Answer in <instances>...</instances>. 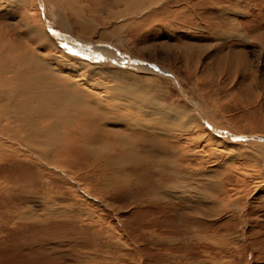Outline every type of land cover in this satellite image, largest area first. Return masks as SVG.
Listing matches in <instances>:
<instances>
[{
  "label": "rangeland",
  "instance_id": "374dc122",
  "mask_svg": "<svg viewBox=\"0 0 264 264\" xmlns=\"http://www.w3.org/2000/svg\"><path fill=\"white\" fill-rule=\"evenodd\" d=\"M79 2L90 21L87 35L66 4L0 0V38L13 53L45 55L55 62L60 56L50 39L71 62L132 72L135 83L128 77L126 84L173 117L149 118L150 130L157 126L163 131L159 138L133 131L141 138L151 135L137 150L147 156L156 153V162L157 155L158 160L164 155L148 144L156 141L161 148L164 143L166 157L173 149L181 154L178 167L187 178H160L156 171L144 170L147 162L140 158L135 173L140 180L125 179L132 186L123 188L120 175L131 172L135 162L119 163L123 168L115 176L110 172L118 163H112L105 176L99 175L101 156L112 153L102 144L96 148L101 161L82 152L79 163L67 166L65 155L54 166L67 177L53 173L54 179L43 181L31 154L20 150L7 155L0 159V182L8 185L0 189V264H264V179L259 178L264 177V163L239 155L245 147L264 148V0H165L122 20L98 6L92 12L91 0ZM148 2L140 3L145 7ZM123 4L102 2L116 12ZM46 22L81 43L62 46ZM123 23L117 37L122 45L111 39L110 31ZM112 48L130 56L132 63ZM116 80L96 75L90 82L100 83L95 87L102 93L106 83ZM122 111L123 120L131 118L133 109ZM175 111L185 118L193 114L195 121L189 119L180 128L172 123L181 116ZM113 114L119 116L118 111ZM105 119L103 127L121 129L120 122ZM227 151L233 156L226 162ZM218 200L238 206L217 209Z\"/></svg>",
  "mask_w": 264,
  "mask_h": 264
},
{
  "label": "bare ground",
  "instance_id": "6f19581e",
  "mask_svg": "<svg viewBox=\"0 0 264 264\" xmlns=\"http://www.w3.org/2000/svg\"><path fill=\"white\" fill-rule=\"evenodd\" d=\"M91 1L95 2L90 7L92 12H95L98 8L103 11L107 10L110 12V15H113L112 18L122 20L123 18H127V16H133L136 10L137 12L143 11L144 13L149 8L154 7L165 0H149L148 5L145 7H143L142 3H140L141 0H137L136 2L135 0H133L134 2H131L130 0H111L113 3H124L122 9L117 12L111 10L108 6L102 5V2H107V0ZM97 1L99 3H97ZM52 2L59 5L66 4L70 11H72L75 15L77 23L80 25L79 27L81 33L86 35L89 34L90 21H87L88 19L83 16V7L80 5L79 0H52ZM97 6L98 8H96ZM62 12L60 15H63ZM232 24L237 25V22L234 21ZM124 26V23L116 25L110 31V36L112 37L111 39H115L118 44L122 43L120 41L121 39H118L117 37L120 36V31H122ZM38 28L39 34L46 38L43 28ZM103 33L100 32L101 39ZM115 34H117V36H115ZM63 41L64 42H60L62 46L64 44L67 47L68 45L74 46L78 44V42H75L73 37L69 35L66 37L64 36ZM49 44L52 45L54 50L57 51L60 56V59L56 60L58 63L56 61H48V57L45 55L33 56L31 53H29L31 55H23V52L13 53V48H11L8 43L3 42L2 38H0V159L6 158L7 155H18L20 150L23 151L22 153L28 152L33 156L32 158H35L34 162L38 164L37 166L39 168L37 169V176L41 177V181H43V177H45V179H54L55 177L52 175L53 173L54 175L56 174V177L62 174L65 178L67 176H65L60 169L54 166L57 163L60 164L62 160L61 157H64L65 155L68 157L66 159L67 162L65 161V163L68 164L67 166L70 164L74 166L79 163L80 159L78 160L77 157L82 158V152H84L83 155L86 153L87 157L91 158L93 161H97V159L98 161H101L98 156L99 152L96 148H99V145L97 144H102L106 148H108V146L110 149L112 148V153L108 155V158L103 157V155L101 156V158L104 159L101 161L103 166L100 171L96 170L99 175L103 174V176H105L104 174H106L109 168H111L110 164L112 163H118V165H115L113 170L110 172V175L115 176L118 175V172L114 173L115 170L119 171V169L123 168V166L119 163L123 162L122 164H124L129 161V163L132 164L135 162L130 169L132 170L131 172L128 170L129 172L126 171L127 173L125 172V174L123 173L120 175L123 178L119 186L123 188L128 189L132 186V182L126 183L125 179H127V182L131 181V178L133 177H136V182L140 180L139 176H135V173H137L136 170L138 169L137 162L140 161V158L147 162L144 170L150 172L156 171L157 174L159 173L160 178L173 180L175 177H180L181 175L184 178H187L184 170L178 167V156L180 153L178 151H173V149L170 151L171 155L166 157V153L161 150V148H167L165 145H162L164 143L161 144V146H164L161 148H158L156 141H152L151 144H148L150 149H155L158 153L164 155V159L161 160H158L157 155L156 160L154 159L156 162L153 161V156H155L156 153H148L147 156L142 155V153H139L137 150L141 148L142 144L147 143L149 137L151 136L146 135L141 138L140 134H138L140 131L156 133L158 134V136L156 135L158 138L160 137L159 134H164L160 127L156 126V129L154 130L149 129L150 117L156 118V120L160 118L172 120L173 117L168 118L169 116H166L168 113L167 110H163L159 107L160 105L155 102L153 103L152 99L141 97V94L139 95V93L136 94L137 92L130 87L131 85L126 84L125 80L128 77L134 80L133 82L135 83V77L132 72L116 70L103 64L88 66L83 62H71L50 39ZM102 48L105 50L108 49V46H103ZM113 51H115V49ZM11 54L13 56H11ZM113 57H115V55ZM63 59L66 62H63ZM126 59L129 60V58ZM137 61L139 63L141 62L139 60ZM145 64H148L149 67L162 72V68H157L155 65L149 63ZM10 71L13 73L11 74ZM96 75L100 78H104L108 75V77H112L113 80L117 79L116 81L119 82L114 84L106 83L105 87L103 86L104 91L102 93H98L96 92L97 88L95 87V84L100 85V83L90 82V80L95 79ZM121 86H123L124 89H121ZM123 107L133 109L131 113L129 112L132 115L131 118L123 120L125 117V112L122 111ZM116 111L119 112L118 117L113 114ZM134 111L138 112L134 113ZM175 112L179 114L181 113L178 111ZM191 115H188V118H185L183 113H181V116L178 118L179 121H176V123L173 121L172 123L182 128L184 124L189 121V119L190 121H195V116L193 117ZM105 118H110V121L113 123L120 122L121 124L119 126L121 129L114 130L103 127L102 123ZM105 123L106 122L104 121V124ZM175 129H178V127ZM126 130L130 132L133 140H135L133 141V144L130 142L131 145L129 144L130 137H128V133L125 132ZM133 131H138V133H134ZM171 134H174V132ZM133 135L136 138H134ZM8 142L10 144H5ZM119 144L123 146H120ZM16 146H19V148ZM126 150L128 151L125 152ZM242 150L243 151L239 153L240 156L249 155V157L251 156L255 161H259L257 163H264V148L245 147L242 148ZM245 151L248 152V154H246ZM227 152L228 156H226V162L229 161L230 156H233V151H231L232 153H230V151ZM113 153H117L116 156H114ZM103 154L106 155L105 153ZM85 162H87L86 159ZM150 163L152 166L154 164L153 168H151ZM156 165L161 167L159 168V171L155 170L157 169ZM33 166L34 164L32 167ZM82 166L84 167V165ZM76 169L79 170V168ZM45 172H47V174L50 173L52 176L46 175ZM262 175L264 176V173ZM112 178L117 181V177ZM259 178L264 179L261 175ZM2 183L3 185L0 186V189H6L8 186L6 185V180L0 182V184ZM204 200L212 204L214 203L207 198ZM230 205L227 204V202L222 203L219 201V207H217V209L228 207L231 210H235L238 206L233 202H231ZM69 208L71 209V207Z\"/></svg>",
  "mask_w": 264,
  "mask_h": 264
},
{
  "label": "water",
  "instance_id": "95a60500",
  "mask_svg": "<svg viewBox=\"0 0 264 264\" xmlns=\"http://www.w3.org/2000/svg\"><path fill=\"white\" fill-rule=\"evenodd\" d=\"M47 23V26H48V29H49V31H50V33L57 39V41L58 42H62L63 41V38H64V36L66 37L67 35H64L63 33H61L59 30H57V29H53L50 25L51 24H49V22H46ZM73 40L76 42V40H75V38L73 37ZM81 41V40H80ZM78 43H81V42H78ZM82 44H85V46L86 47H91L92 45L91 44H86V43H84V42H82ZM81 47H83L82 45H81ZM81 51H79L78 53H80ZM115 52H116V54L117 55H120L121 57H124V59H126L125 58V56L126 55H124L123 53H119V52H117V50H115ZM83 53V52H82ZM81 53V54H82ZM100 58H103L104 59V57H103V55L102 54H99L98 55ZM106 60V59H105ZM132 58H129V62H130V64L132 63ZM135 61V60H134ZM136 62V61H135ZM129 64V65H130Z\"/></svg>",
  "mask_w": 264,
  "mask_h": 264
}]
</instances>
